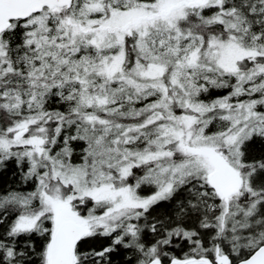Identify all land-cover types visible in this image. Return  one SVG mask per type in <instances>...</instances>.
I'll list each match as a JSON object with an SVG mask.
<instances>
[{"label":"snow or ice","instance_id":"obj_1","mask_svg":"<svg viewBox=\"0 0 264 264\" xmlns=\"http://www.w3.org/2000/svg\"><path fill=\"white\" fill-rule=\"evenodd\" d=\"M0 264H264V0H0Z\"/></svg>","mask_w":264,"mask_h":264},{"label":"trees","instance_id":"obj_2","mask_svg":"<svg viewBox=\"0 0 264 264\" xmlns=\"http://www.w3.org/2000/svg\"><path fill=\"white\" fill-rule=\"evenodd\" d=\"M7 178H8V180H7V181H9V182H11V181L14 179V177H13L12 175H10V174L8 175V177H7Z\"/></svg>","mask_w":264,"mask_h":264},{"label":"rangeland","instance_id":"obj_3","mask_svg":"<svg viewBox=\"0 0 264 264\" xmlns=\"http://www.w3.org/2000/svg\"><path fill=\"white\" fill-rule=\"evenodd\" d=\"M8 176H6V177H3V178H0V179H3V180H8V178H7Z\"/></svg>","mask_w":264,"mask_h":264}]
</instances>
